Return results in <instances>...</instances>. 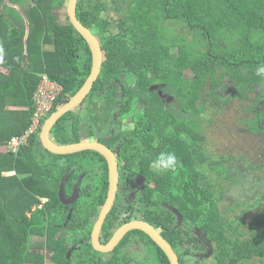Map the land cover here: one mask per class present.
<instances>
[{"label":"trees","instance_id":"obj_1","mask_svg":"<svg viewBox=\"0 0 264 264\" xmlns=\"http://www.w3.org/2000/svg\"><path fill=\"white\" fill-rule=\"evenodd\" d=\"M66 1L0 0V146L30 130L42 74L60 88L48 117L90 72L88 43L67 14L66 23L59 13ZM75 10L98 38L103 61L78 110L65 113L50 138L77 142L115 124L104 142L113 141L121 153V180L144 177L145 219L156 226L174 223L163 203L182 217L180 264H203L200 254L207 248L214 260L207 264H264V190H255L250 200L233 199L225 185L235 188L253 176L259 179L253 169L264 167V161L217 158L207 150L203 125L206 103L240 99L251 102L245 109L253 114L245 119L248 130L264 132V75L256 72L264 64V0H77ZM161 91L177 101V109ZM45 117L17 151H0V264H41L31 249L42 245L35 236L45 234L48 222L38 215L47 213L32 207L46 191L42 198L55 212L61 177L68 174L74 181L80 163L90 169L88 163L101 156L94 150L54 154L44 149L39 133ZM123 120H131L134 129L120 132ZM166 152H174L178 164L162 172L155 161ZM90 191L96 198L105 195ZM162 264H169L167 257Z\"/></svg>","mask_w":264,"mask_h":264},{"label":"flooded vegetation","instance_id":"obj_2","mask_svg":"<svg viewBox=\"0 0 264 264\" xmlns=\"http://www.w3.org/2000/svg\"><path fill=\"white\" fill-rule=\"evenodd\" d=\"M161 95L167 101L173 100L169 98L167 93ZM122 122L118 125L120 132L134 129V125L132 130L122 129ZM114 125H103L101 130H95V136L88 138L104 143L112 150L117 161L118 187L105 218L102 222L99 220L108 190V166L104 156L97 152L101 156L96 155L95 162L88 163L90 169H82L80 168L81 163L79 164V171H77V177L74 181L69 180L68 174L61 177L57 189L59 190L62 183L64 200L59 198L57 191L59 200H57V210L55 212L52 208L46 207L50 204L47 203L49 201L47 197H44L45 200L43 201L40 199L41 202L32 207V210L38 209L40 214L47 213V215L38 216L46 218L48 224L51 218V234H49V225L46 224L45 234L35 236L36 240L42 241V245L40 248L31 249V252L41 259V264H162L167 257L164 250L149 235L136 228L123 232L117 242L105 250L94 247L93 236L97 224H99V227L95 233V244H99V247L109 246L117 231L126 224L138 220L150 224L143 215L144 208L148 206L141 203L143 198L141 195L145 191L144 177L136 174L127 182L121 180L123 174L121 172V153L113 141L104 142L107 139L104 134L110 130L109 128L113 129ZM88 171L91 172L88 173ZM149 186L155 188L154 183H149ZM90 190L96 191L98 195L105 191V195L103 198H96L93 195L91 196ZM74 191H76L75 196L71 198ZM153 197L156 199L157 193ZM163 207L174 214L175 222L173 223L172 220L171 224L165 227L151 225L172 246L180 264L181 256L178 254V210L171 204L163 203ZM47 209L54 212L53 217ZM164 233L167 235L165 236ZM47 235L49 236L47 237ZM150 240L163 251L162 254L150 243ZM208 251L209 248L200 256L206 255ZM26 264L35 263L28 260Z\"/></svg>","mask_w":264,"mask_h":264},{"label":"water","instance_id":"obj_3","mask_svg":"<svg viewBox=\"0 0 264 264\" xmlns=\"http://www.w3.org/2000/svg\"><path fill=\"white\" fill-rule=\"evenodd\" d=\"M76 1L77 0H67L65 3V11L69 20V23L77 30L81 36L86 40L88 43L91 54H92V61H91V69L90 72L85 79L82 86L78 89V91L70 97L67 101L61 103L58 105V107L53 111L46 119L43 121L40 133H39V140L41 142V145L44 149L47 151L54 153V154H70V153H76L83 150H94L99 152L101 155L104 156V158L107 161L108 166V190L107 195L105 198V203L102 208V211L99 216V220L102 222V220L105 218L109 207L111 206L117 190V184H118V168H117V161L116 158L112 152V150L107 147L104 143L96 140H90V139H83L77 142H70L65 144H59L54 142L50 138V130L54 126V124L68 111L74 110L87 96L89 91L91 90L93 83L96 81L101 64L103 61V51L101 48V44L98 40V38L86 27L84 26L77 18L76 16ZM16 8L17 5H15ZM156 86L155 88H157ZM160 94H162L160 92ZM171 96H169L170 98ZM172 98V97H171ZM60 188L58 190V195L61 200H64V193H63V184H60ZM76 191L73 192L71 195V198L75 196ZM182 220L181 215L178 213V222ZM99 227V224L95 226L94 229V236H93V244L95 248H99L102 250H105L106 248L110 247L111 245L115 244L117 242V239L120 237V235L132 228L139 229L149 235V237L158 245L161 249L164 250V252L167 255V258L169 260V264H179V261L177 259V255L174 252V249L172 246L160 235V233L154 228L151 224L144 222V221H134L132 223L126 224L122 226L117 233L114 235L113 239L111 240L109 246L105 247H99L100 245L95 244L97 229ZM211 248H209L207 256L210 255Z\"/></svg>","mask_w":264,"mask_h":264},{"label":"rangeland","instance_id":"obj_4","mask_svg":"<svg viewBox=\"0 0 264 264\" xmlns=\"http://www.w3.org/2000/svg\"><path fill=\"white\" fill-rule=\"evenodd\" d=\"M63 9L64 10H61L59 13L63 14V16H61V18H63L62 21L67 23L68 20L65 18V8ZM30 66L33 70L41 69V66L38 64L33 66L29 63V67ZM2 70L7 72L5 69ZM186 73L189 74L188 71ZM161 93H164V91H161ZM170 102L169 105H171V107H174V109L178 108V103L175 99L170 100ZM250 103V101L233 99L231 102L222 105H218L214 102L205 104L208 110L204 113L203 125L204 133L207 136V150L212 152L217 158L225 159L228 156L239 158L242 156L243 163L246 161L254 162L256 164L261 160L264 161V132H257L255 134L250 132L245 122L247 116L253 115L251 112H247V110L245 111ZM74 110L76 111V108ZM121 125L122 129L126 130H132L133 127L131 120H123ZM48 159L49 158L46 160ZM235 162L237 163V160H231V163ZM242 167H244V164ZM253 170L257 173L255 175H257L259 179L253 176L251 180L244 182L235 188L228 187V182H225L227 187L226 194L229 198H244L250 200L255 196V190H264V183H262L264 180V167H254ZM37 172L40 175L42 174L39 170ZM5 174L8 175L9 173L7 172ZM37 188H39V185ZM40 192L42 193L44 191L40 189ZM45 193L46 191L43 195H39L42 201L45 200L42 198ZM253 212L255 211H252V214ZM247 216L248 215H246V217ZM203 257V264H207L209 261L210 263L214 262L210 255H204Z\"/></svg>","mask_w":264,"mask_h":264},{"label":"built area","instance_id":"obj_5","mask_svg":"<svg viewBox=\"0 0 264 264\" xmlns=\"http://www.w3.org/2000/svg\"><path fill=\"white\" fill-rule=\"evenodd\" d=\"M59 87L56 86L54 82L48 80L46 74H42L41 83L37 87L34 93L33 100L36 107L32 118V126L28 132L24 135L13 136L10 140L3 145V149L8 152H15L18 150L19 146L23 144L30 131L34 130L36 126L40 123V119L46 116L48 111L52 107V101L54 99L55 92L59 91Z\"/></svg>","mask_w":264,"mask_h":264},{"label":"clouds","instance_id":"obj_6","mask_svg":"<svg viewBox=\"0 0 264 264\" xmlns=\"http://www.w3.org/2000/svg\"><path fill=\"white\" fill-rule=\"evenodd\" d=\"M2 59H3V49L0 48V60ZM256 72H257V75H264V64H261L260 66H258L256 69ZM177 164H178V157L176 156L174 152L161 153L157 157V160L155 161V166L162 172L175 168ZM118 180H119V172H118ZM117 187H118V184H117Z\"/></svg>","mask_w":264,"mask_h":264},{"label":"crops","instance_id":"obj_7","mask_svg":"<svg viewBox=\"0 0 264 264\" xmlns=\"http://www.w3.org/2000/svg\"><path fill=\"white\" fill-rule=\"evenodd\" d=\"M0 151H1V152H8V151H5V150L3 149V146H0Z\"/></svg>","mask_w":264,"mask_h":264}]
</instances>
